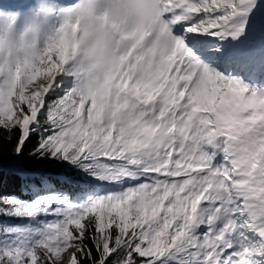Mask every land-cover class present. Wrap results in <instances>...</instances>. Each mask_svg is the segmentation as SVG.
<instances>
[{
	"label": "snow or ice",
	"instance_id": "1",
	"mask_svg": "<svg viewBox=\"0 0 264 264\" xmlns=\"http://www.w3.org/2000/svg\"><path fill=\"white\" fill-rule=\"evenodd\" d=\"M0 8V264H264V0Z\"/></svg>",
	"mask_w": 264,
	"mask_h": 264
},
{
	"label": "clouds",
	"instance_id": "2",
	"mask_svg": "<svg viewBox=\"0 0 264 264\" xmlns=\"http://www.w3.org/2000/svg\"><path fill=\"white\" fill-rule=\"evenodd\" d=\"M8 11H10V10H4V9L0 8V16L7 15Z\"/></svg>",
	"mask_w": 264,
	"mask_h": 264
}]
</instances>
